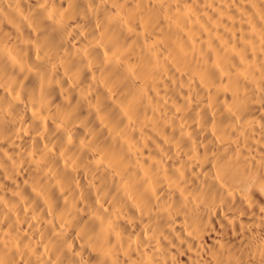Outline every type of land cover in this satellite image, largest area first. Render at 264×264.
I'll return each mask as SVG.
<instances>
[{"label":"bare ground","instance_id":"obj_1","mask_svg":"<svg viewBox=\"0 0 264 264\" xmlns=\"http://www.w3.org/2000/svg\"><path fill=\"white\" fill-rule=\"evenodd\" d=\"M0 264H264V0H0Z\"/></svg>","mask_w":264,"mask_h":264}]
</instances>
